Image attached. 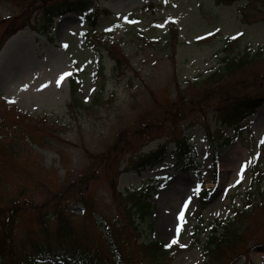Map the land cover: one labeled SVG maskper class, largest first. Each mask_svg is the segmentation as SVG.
Masks as SVG:
<instances>
[{
    "label": "rangeland",
    "instance_id": "1",
    "mask_svg": "<svg viewBox=\"0 0 264 264\" xmlns=\"http://www.w3.org/2000/svg\"><path fill=\"white\" fill-rule=\"evenodd\" d=\"M83 4L94 12L93 27L79 14L77 2L71 12L55 18L51 38L24 27L3 47L0 207L18 208L12 242L17 259L41 257L42 249L75 251L69 242L57 240L65 218L87 253H98L100 259L109 255L113 234L126 256L132 255L127 264H142L137 248L142 241L169 244L173 251L165 264H208L203 244L209 225L231 218L233 210L249 205L247 195L264 189V180H253L257 161L264 169V104L238 128L228 126L215 109L233 99L239 75L225 82L224 91L215 82L203 83L222 65L227 38L234 41L230 49L235 55L263 52L253 69L264 76V14L253 17L262 5L257 0ZM246 5L250 21L240 13ZM23 8L0 1V39L9 25L4 20ZM35 12L32 21L39 24L43 16ZM72 71L75 95L73 77L60 80ZM14 88L36 94L37 102L12 100ZM237 89L236 98L257 93L263 98L264 78ZM210 90L206 100L200 98ZM203 124L211 125L214 136L221 133L233 142L216 150ZM183 137L196 152L195 166L179 167L172 154ZM161 146L169 150L163 162L141 173L130 170L137 157ZM147 187L156 188L150 195L152 214L136 216L134 224L124 211L130 200L118 194ZM252 215L243 247L224 264H264V207ZM9 259L3 263L11 264ZM114 259L120 261L117 254Z\"/></svg>",
    "mask_w": 264,
    "mask_h": 264
},
{
    "label": "trees",
    "instance_id": "2",
    "mask_svg": "<svg viewBox=\"0 0 264 264\" xmlns=\"http://www.w3.org/2000/svg\"><path fill=\"white\" fill-rule=\"evenodd\" d=\"M0 1H14L17 6H21V8L25 7L20 10L19 15L10 16L4 20L9 21V25H7L5 30L3 31L2 37L0 39V49L5 40L10 35L24 27H31L34 30L41 31L45 34H50V28L53 25V17L55 15L63 14L66 11L72 9L73 7H75L77 2L78 4H80V9H78L80 13H83L87 10V5L83 4V0L76 1L75 3L69 2L71 4H66V2H64L63 4H61V2L53 3L54 0ZM235 1L236 0H216L219 5H228L234 3ZM257 1L262 5V7L259 8L258 6H256V13L253 14V17L264 14V0ZM250 2H252V0H247V3L250 4ZM66 5H69L70 7ZM38 10L41 11L43 17L39 24H36L32 21V14L36 13L35 11ZM249 11V5L240 8V12L243 18L247 21H250L251 14H249ZM93 19V15H90L88 20L91 27H93L94 25ZM232 42L234 41H232L231 38L226 39L225 47L223 49L224 56L220 59L222 65L210 76H208L204 80L205 82L203 81V84L215 82L219 91H224L227 88V83L225 82L232 79V76L239 75V80L236 82V89L233 90L231 94L234 95L233 99L215 109V114H217L218 119H220L223 124L236 126L246 116L254 113L255 109L259 105L264 104V97L261 98L260 93H257L255 95L242 94L240 97L236 98L238 95L237 93H239L236 91L238 90L237 88H239L240 90H246L248 84L258 85L263 81L264 76H260L262 75L261 72L253 69L262 59L263 52L258 51L256 53H253L252 51L246 50L244 52L240 51L238 55H235L230 49V45ZM74 79L75 78L73 77V95H75V92L77 90V85ZM198 82L200 83V81ZM211 94L212 90L206 92L204 95H200V98L206 100V98ZM228 99L229 96H227L226 101ZM208 126L206 127L207 132L213 143H215L216 147L220 148L230 142V138L224 137V135L221 133L219 134L220 142L217 138H212L210 126ZM188 152H191V148L186 145L184 139L183 141L177 139V150L175 151V154L178 156L181 162H183L187 156H190L188 155ZM166 154L167 150L162 147H159L157 150L149 151L146 154L137 157V160L135 161V163H133L130 170L141 173L146 169L153 168L157 163L165 158ZM255 176V180H264V170L255 174ZM256 192L257 193L254 197H248L247 195V200L249 203L248 209L242 211L236 210L235 217L231 220H216L211 224L209 233L203 246L204 256L208 258V264H224L226 258L237 255L238 251L241 249V247H243L247 234L251 227V222L249 221L253 216V212L264 207V189H256ZM150 194V192L145 191L129 193L127 196H124L122 193L118 194V198L130 200L129 202L127 201L124 204V211L126 216L132 223H134V221L137 219L136 216H141L140 219H146L151 215L152 205L149 201ZM1 210L8 212L7 214H1L2 212H0V262L4 260L5 257L10 256L9 262L11 264H59L61 261L68 260V257H66L67 255L74 260V264H127L129 255L126 256V253L116 241V239L118 238H114L113 234H111L113 242L110 243L111 245H109V255L104 259L101 258V260L98 253L91 251L87 253V247L84 246L81 240L79 242L77 238L74 237V234L71 233L73 230L68 227L69 220L65 218L62 219L64 225L60 227L61 231L60 235L57 236V240L59 243L62 242L61 244H65L66 241L69 242L75 251L69 250V252H67L61 250L60 252L47 253L44 251V249H42V251H39L38 254L43 256V258L51 257V261H48V259L39 261L34 258L31 260L27 259L24 262L20 261L19 259H17L12 243L16 228V211L18 210V208L7 207L5 210L3 207H0V211ZM199 235L200 234H198V236ZM137 248L141 253L140 259L142 261V264H165V262H167L168 260L169 254L173 251L172 247L169 246V244L162 241H142V243H140ZM9 251L10 255L7 254V252ZM114 253L119 255L120 261L115 262ZM130 257H132V255H130L129 258Z\"/></svg>",
    "mask_w": 264,
    "mask_h": 264
},
{
    "label": "bare ground",
    "instance_id": "3",
    "mask_svg": "<svg viewBox=\"0 0 264 264\" xmlns=\"http://www.w3.org/2000/svg\"><path fill=\"white\" fill-rule=\"evenodd\" d=\"M6 50L2 53V56L0 57V70L2 69L7 56H6ZM41 88V87H40ZM19 91V90H18ZM20 92V91H19ZM17 92L16 88H14L13 94L10 95V97L15 100V101H29V102H37V97L35 96L36 94L28 92L27 93H23L22 92ZM25 92V91H24ZM237 150L233 152L234 156L236 155ZM239 161V160H238ZM225 167L228 166L227 161L224 164ZM230 172H226L225 173V177L229 174Z\"/></svg>",
    "mask_w": 264,
    "mask_h": 264
},
{
    "label": "snow or ice",
    "instance_id": "4",
    "mask_svg": "<svg viewBox=\"0 0 264 264\" xmlns=\"http://www.w3.org/2000/svg\"><path fill=\"white\" fill-rule=\"evenodd\" d=\"M65 47H67V45H65ZM71 75V73H64L61 77H60V80H63L66 76H70ZM58 83H59V81H58ZM198 191V190H197ZM187 205H185V207H186ZM181 219H183V213H181ZM177 241H173V243H176ZM170 246V245H169Z\"/></svg>",
    "mask_w": 264,
    "mask_h": 264
}]
</instances>
